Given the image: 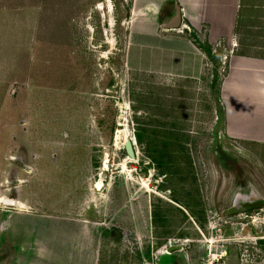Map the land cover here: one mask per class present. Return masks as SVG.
Wrapping results in <instances>:
<instances>
[{"label": "rangeland", "instance_id": "374dc122", "mask_svg": "<svg viewBox=\"0 0 264 264\" xmlns=\"http://www.w3.org/2000/svg\"><path fill=\"white\" fill-rule=\"evenodd\" d=\"M131 2L1 0L0 195L81 205L139 264H264V146L226 132L219 77L139 67Z\"/></svg>", "mask_w": 264, "mask_h": 264}, {"label": "crops", "instance_id": "0c3cea01", "mask_svg": "<svg viewBox=\"0 0 264 264\" xmlns=\"http://www.w3.org/2000/svg\"><path fill=\"white\" fill-rule=\"evenodd\" d=\"M131 1L126 20L129 51H137L139 67L152 63L163 78L204 79L213 87L220 78L218 97L226 132L264 146V0ZM176 5L182 10L181 26L162 28ZM183 23L192 34L179 31ZM224 40H232L235 50L226 61L221 53ZM221 61L227 67L223 78L221 64L215 67ZM6 80L0 78V86ZM4 197L15 203H2L0 195V264H139L137 258L114 249L116 236L99 222L72 214L81 205L60 195L42 203L32 197Z\"/></svg>", "mask_w": 264, "mask_h": 264}, {"label": "water", "instance_id": "95a60500", "mask_svg": "<svg viewBox=\"0 0 264 264\" xmlns=\"http://www.w3.org/2000/svg\"><path fill=\"white\" fill-rule=\"evenodd\" d=\"M182 24V10L179 5H176L175 10L172 14L161 24V27L164 29H177ZM135 140L133 137L126 139L124 143V148L131 159H135L137 157V152L135 149ZM5 202L15 203V200L12 198L5 197ZM249 204L246 207H252L256 204H252V202L247 201ZM116 236H121V232L119 230L116 231Z\"/></svg>", "mask_w": 264, "mask_h": 264}, {"label": "built area", "instance_id": "2783aa9c", "mask_svg": "<svg viewBox=\"0 0 264 264\" xmlns=\"http://www.w3.org/2000/svg\"><path fill=\"white\" fill-rule=\"evenodd\" d=\"M182 31H184V29L186 30H190L191 31V27L189 26V25H187V24H185V23H183V27L182 28H180ZM234 45V44H233ZM220 46V43H217L216 45H215V47H214V52H216L217 50H218V47ZM233 50V48L232 49H230V52ZM226 59H227V55H225L224 56V61H226Z\"/></svg>", "mask_w": 264, "mask_h": 264}, {"label": "bare ground", "instance_id": "6f19581e", "mask_svg": "<svg viewBox=\"0 0 264 264\" xmlns=\"http://www.w3.org/2000/svg\"><path fill=\"white\" fill-rule=\"evenodd\" d=\"M128 138H130V137H128ZM128 138H127V139H128ZM134 145H135V143H134ZM127 156H128V155H127ZM136 158H137V157H136ZM136 158H135V159H136ZM135 159H131V158H129V156H128V158H126V161H127V162H130L129 160H131V161H135ZM106 163H108V162L106 161ZM99 187H100V188L102 187V182L99 183ZM4 198H5V197L3 196V198H2V199H3V200H2V203L5 201Z\"/></svg>", "mask_w": 264, "mask_h": 264}, {"label": "trees", "instance_id": "16d2710c", "mask_svg": "<svg viewBox=\"0 0 264 264\" xmlns=\"http://www.w3.org/2000/svg\"><path fill=\"white\" fill-rule=\"evenodd\" d=\"M208 52H211V50L208 48ZM216 82H214V84H215ZM261 244H263V247H264V243L263 242H261Z\"/></svg>", "mask_w": 264, "mask_h": 264}]
</instances>
